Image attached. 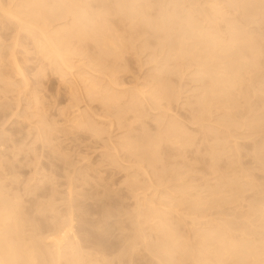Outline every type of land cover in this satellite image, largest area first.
Returning <instances> with one entry per match:
<instances>
[{
	"label": "rangeland",
	"instance_id": "rangeland-1",
	"mask_svg": "<svg viewBox=\"0 0 264 264\" xmlns=\"http://www.w3.org/2000/svg\"><path fill=\"white\" fill-rule=\"evenodd\" d=\"M0 1L6 10L19 2ZM124 1L44 0L36 9L45 25L35 12L38 21L15 16L28 24L34 17L30 29L0 12V201L19 215L24 249L35 252L25 256L36 264H157L156 222L180 221V230L170 226L182 237L207 224L193 230L184 219L197 195L206 198V220L195 214L201 207L191 208L200 222L214 218L226 225L211 229L231 226L264 244V0ZM51 38L62 62L48 49ZM212 38L228 51L215 50ZM243 40L259 52L249 57L242 48L248 59L238 62ZM219 72L237 74L228 92L210 88L213 78L224 81ZM225 184L243 186L245 199L230 201ZM223 186L215 195L226 196L209 197ZM66 220L72 232L57 257L50 241Z\"/></svg>",
	"mask_w": 264,
	"mask_h": 264
},
{
	"label": "bare ground",
	"instance_id": "bare-ground-1",
	"mask_svg": "<svg viewBox=\"0 0 264 264\" xmlns=\"http://www.w3.org/2000/svg\"><path fill=\"white\" fill-rule=\"evenodd\" d=\"M9 1V0H8ZM12 1H14V0H12ZM44 0H19V2L17 1V4L16 3H14V4H16L15 6H14V8L12 7V9L11 8H7V10L6 9H4V6L5 5H3V7L1 6V1H0V12H1V14H3V15H5V17L6 16H9V17H11L10 18V20H14V22H15V25H17L18 24V26H19V28H21V27H25V29H27L30 25L31 26H33L32 24H33V21H34V17H36V15H35V13L37 14V17H39L40 18V16H41V18L43 19H39L41 22H42V24H41V26L42 25H45V14L43 15V13H42V11H40V10H43V7H44V5H43V2ZM57 1V0H56ZM124 1V0H123ZM123 1L121 0V2H119L118 4L120 5L121 3H123ZM53 2H55V1H53ZM58 2H59V4H61L60 2H61V0H58ZM232 2H235V1H232ZM11 3V2H10ZM56 3V2H55ZM127 4V2H125L124 1V3L123 4ZM39 4V6H41V9L38 11L36 8H37V6L36 5H38ZM56 4H58V3H56ZM55 4V5H56ZM123 4H121V5H123ZM136 4V3H135ZM231 4H233V3H231ZM7 5H10L9 4V2H8V4ZM11 5H12V3H11ZM10 5V6H11ZM131 5V4H130ZM233 5H235V4H233ZM33 8H32V7ZM36 6V7H35ZM39 6H38V8H39ZM125 6V5H124ZM25 7H27V8H25ZM28 7H29V10H30V8H32V10L29 12V10H28V12H26L25 10V12L22 10H20V8H23V9H28ZM56 8H60V7H57V6H55ZM119 7V6H118ZM130 7V6H129ZM121 8V7H120ZM124 8H127V6H125ZM131 8V7H130ZM10 9H11V11H10ZM14 9V10H13ZM15 9H16V11H15ZM53 9H54V7H53ZM52 9V11L54 12L55 10H53ZM57 9V10H58ZM135 9V8H134ZM213 9V8H212ZM17 10H19V11H17ZM122 10H124V9H122ZM132 10V9H131ZM50 11V12H49ZM121 11V10H120ZM134 11V10H133ZM137 11V10H136ZM33 12H35V13H33ZM48 12L49 13H51V10H48L47 11V14H48ZM51 13L50 15H54V13L55 12H57V11H55L54 13ZM117 12H119V11H117ZM121 12H123V11H121ZM124 12H126L127 13V11H126V9L124 10ZM123 12V13H124ZM131 12V11H130ZM31 13H33L32 15H35L34 17H33V19L32 20H28V22L29 23H31L32 22V24H28V23H26L27 21H24L23 19V21L21 20V19H18L19 17H20V15L21 16H23V15H25L24 17H29V18H31ZM120 13V12H119ZM122 13V14H123ZM128 13H129V10H128ZM127 13V14H128ZM132 13V12H131ZM17 14H20L19 15V17H18V15ZM125 14V13H124ZM123 14V15H124ZM133 14H135V12L133 13ZM2 15V16H3ZM43 15V16H42ZM49 15V14H48ZM47 15V16H48ZM135 15H137V14H135ZM18 17V18H16V17ZM46 16V20H48V17ZM15 17V18H14ZM37 17H36V20H37ZM127 17H130V15H128V16H126V17H124V18H127ZM21 18V17H20ZM120 18V17H119ZM162 19V18H161ZM12 20V21H13ZM79 20H80V18H79ZM91 20V19H90ZM122 20V19H121ZM131 20V19H130ZM149 20V19H148ZM163 21H164V19H162ZM38 21V20H37ZM77 21V20H76ZM89 21V20H88ZM124 21V20H123ZM144 21V20H143ZM43 22H44V24H43ZM78 22V21H77ZM82 22V21H81ZM131 22V21H130ZM151 22L152 21H150V24H151ZM80 23V22H79ZM83 23V22H82ZM85 23V22H84ZM88 23V22H87ZM146 23H147V21H146ZM91 24H93L92 23V21H91ZM29 25V26H28ZM76 25V24H75ZM75 25H72V29H73V27H75ZM78 25H80V24H78ZM101 26H102V24H100ZM99 25V26H100ZM100 26V27H101ZM192 26V25H191ZM76 27H78V26H76ZM85 27V26H84ZM193 27V26H192ZM195 27H197V26H195ZM194 27V28H195ZM38 28V27H37ZM70 28V29H71ZM164 28V27H163ZM194 28H192L193 30H194ZM231 28V27H230ZM28 29H30V28H28ZM72 29L70 30V31H72ZM76 29V28H75ZM78 29V28H77ZM81 29H82V27H81ZM164 29H166V28H164ZM195 30H197V29H195ZM232 31H233V29H231ZM69 31V32H70ZM74 31V30H73ZM77 31V30H76ZM78 31H79V29H78ZM77 31V33H79ZM229 31V30H228ZM68 32V33H69ZM209 33V35L210 34H212V33H210V32H208V31H205L204 33L207 35V33ZM231 32V31H230ZM71 33V32H70ZM75 33V32H74ZM93 33H94V31H93ZM234 34H235V32H233ZM241 34V33H240ZM79 35H80V33H79ZM229 35H230V33H229ZM228 35V36H229ZM235 35H237V34H235ZM239 35V34H238ZM41 36H42V34H41ZM198 36H199V34H198ZM211 36V35H210ZM218 36V35H217ZM217 36H215V34L213 35V37H217ZM199 37H201V36H199ZM207 38H209L208 36H206ZM212 37V36H211ZM229 37H231V36H229ZM238 37H241V36H238ZM97 38V37H96ZM99 38H101L100 36H99ZM103 38V37H102ZM220 38H221V36H220ZM228 38V37H227ZM232 38H233V36H232ZM60 39V38H59ZM94 39V38H93ZM212 39H214V38H212ZM215 39H217V38H215ZM214 39V41H216V46H217V48H215L216 46H214V49L216 50V49H218L219 48V46H222L221 48H219L218 50H220V49H222V50H220V51H224V50H226L225 52H227L228 50L227 49H225V46H224V42L223 41H221V39H219V41H217V40H215ZM222 39H224V37L222 38ZM236 39H238L237 37H235L234 38V40H232V41H234L235 42V44H236V42H238V40H236ZM46 40V39H45ZM96 39H94V41H95ZM98 40V39H97ZM96 40V41H97ZM100 40V39H99ZM102 40V39H101ZM100 40V43L101 42H103V41H101ZM104 40V39H103ZM209 40H211V39H209ZM224 40H226V39H224ZM229 40V41H228ZM47 41V40H46ZM51 41L53 42V40H52V38H51ZM55 42H56V40H54ZM61 41V40H60ZM106 41H109V40H106ZM204 41V40H203ZM205 41H206V39H205ZM214 41L212 40V41H210V42H212L213 43V45H214ZM227 41L234 47V45L232 44V41H230V38L229 39H227ZM45 42V41H44ZM50 42V41H49ZM52 42H50L51 44H53V45H50L51 46V48H50V46H49V50H51L52 51V53L54 52V55H57V56H59L58 54H59V51H58V49H56V51H53V49H52V47L54 46V42L52 43ZM58 42H59V40H58ZM98 42V41H97ZM210 42H204L206 45L205 46H208V47H205V48H209V46H210V44H212V43H210ZM233 42V43H234ZM243 42H244V44H243ZM94 43H96V42H94ZM203 43V44H204ZM208 43V44H207ZM218 43H222V45L220 44V45H218ZM247 43H249V45L247 44ZM56 44V43H55ZM102 44V43H101ZM107 44V43H106ZM110 44H112L111 42H110ZM239 44H243V46L245 45L246 47H241V50H242V48L243 49H246L247 47H249V49H251L252 47H253V45H252V47H250L251 46V42L249 41V42H247L246 40H243L241 43H239ZM212 45V46H213ZM112 46H113V44H112ZM238 46H242V45H238ZM236 47V48H239V47ZM255 46V45H254ZM212 48V47H211ZM256 48V47H255ZM54 49H55V47H54ZM106 49V48H105ZM207 50V49H206ZM213 50V49H212ZM212 50H210L211 52H212ZM234 50H235V48H234ZM252 50H254V51H258L257 49H252ZM252 50H248V48H247V51H248V56L250 57V56H252V54H250V53H252L251 51ZM106 51H107V49H106ZM209 51V52H210ZM244 51H246V50H244ZM57 52V54H55ZM208 52V53H209ZM211 52H210V54H206V55H212L211 54ZM236 52H237V54H238V52H239V55H237V56H239V58L241 57V56H243V54H241V53H244L243 52V50L242 51H240V50H236ZM259 52V51H258ZM258 52H256V53H254V54H258ZM241 54V55H240ZM247 54L245 53V56H246ZM61 56V55H60ZM57 57L60 61H61V57ZM247 56V57H248ZM196 57H197V55H196ZM210 57V56H209ZM213 56H211L210 58H212ZM234 57V56H233ZM244 57V56H243ZM61 58V59H60ZM200 58H202V57H200ZM205 58H207V57H205ZM239 58H236L237 60H239ZM57 59V60H58ZM198 59V58H197ZM208 59V58H207ZM241 60H239L238 62H242V61H246L245 59H248V58H245L244 57V59L243 58H240ZM63 60V59H62ZM199 61L201 60V59H198ZM237 60H236V62H237ZM232 61L233 60H231V63H232ZM252 61V60H251ZM62 62V61H61ZM253 62H255L254 60L252 61V63ZM206 63H207V61H206ZM205 63V64H206ZM256 63V62H255ZM235 63H232V66L234 65ZM251 64V63H250ZM249 64V65H250ZM211 65H214V64H211ZM231 65V64H230ZM238 65H239V63H238ZM252 66H253V64H251ZM240 66V65H239ZM247 66H248V64H247ZM203 67H208V66H206V65H204ZM233 68V67H232ZM236 68H239V67H236ZM210 69H212V68H210ZM231 69V68H230ZM211 71H213V69L211 70ZM218 71V70H217ZM217 71H215V72H217ZM237 71H238V69H237ZM235 69H234V72H237ZM165 73V72H164ZM209 73V72H208ZM226 73V72H225ZM218 74H220V72L218 73ZM222 74V73H221ZM220 74V75H221ZM235 74V73H234ZM208 75H210V74H208ZM224 75L225 74H222L221 75V77H223V79L224 78H228L227 76L226 77H224ZM226 75H228L227 73H226ZM236 75L237 74H235V75H233V76H235L236 77ZM235 77H233V78H231V79H233L234 80V78ZM210 78H213V77H210ZM217 78V79H216ZM216 78H213L215 81V83H216V85H214L213 84V82H211L212 84L211 85H213L214 87H210V88H214L215 89V86H227L226 88L225 87H222V89L223 90H225V91H227L228 89H231V88H233L232 86H234L233 85V80H231V79H224V81L223 80H220L219 79V77H216ZM230 78V77H229ZM212 79V80H213ZM219 80V81H218ZM230 80H231V82H230ZM220 81H222L221 82V84H219L220 83ZM232 84V85H231ZM216 87V88H217ZM229 87V88H228ZM225 88V89H224ZM167 89V88H166ZM165 89V90H166ZM214 89H213V91H214ZM212 91V90H211ZM228 92V91H227ZM138 93H140V92H138ZM142 93V92H141ZM131 94H134V92L133 93H131ZM153 94V93H152ZM155 94V93H154ZM139 95V94H138ZM141 95H143V94H140V96ZM158 95H160V94H158ZM132 96H135V95H132ZM156 96V95H155ZM151 97V96H150ZM157 97V96H156ZM158 97H160V96H158ZM154 98L155 97H153V100H154ZM158 100V99H157ZM157 100H155V101H157ZM131 104V103H130ZM172 128H174V129H176L174 126H171V129H170V131H172L173 129ZM168 129V128H167ZM177 131H178V129H176ZM177 133V132H176ZM179 134V133H178ZM151 143V142H150ZM149 143V144H150ZM148 144V145H149ZM155 144V143H154ZM145 145H143V147H144ZM155 146V145H154ZM154 146H152V147H154ZM129 147V146H128ZM132 147V146H131ZM142 147V148H143ZM138 148H139V146H138ZM148 148V147H147ZM157 148V147H156ZM131 149V148H130ZM132 150V149H131ZM134 150L135 149H133L132 150V152H134ZM145 150V149H144ZM150 150H153V148L152 149H150ZM149 150V151H150ZM141 151H143V150H141ZM154 151V150H153ZM140 152V151H139ZM152 153V152H151ZM142 154V153H141ZM148 151H147V153H146V156L148 157V158H151V156H148ZM140 155V154H139ZM142 156V155H141ZM144 157V156H143ZM238 180V179H237ZM239 181V180H238ZM238 181H237V183H238ZM232 182H235V183H233L234 185H236L237 183H236V180L235 181H232ZM228 183H230L231 185H233L231 182H228ZM226 186H225V188L228 186L227 184H225ZM230 185V186H231ZM230 186H228V187H230ZM241 185H237L236 187H240ZM243 186H241L240 188H235V189H237V190H235V189H233V188H226V190L224 189V186L223 187H221L220 189H218V190H215L214 192H213V194H212V192L211 193H209L208 195H209V197L210 196H217V195H219V194H217V195H215L216 193H217V191L219 192V190L221 191V193H223V191L225 190V192H229L228 193V195L229 196H226L225 194H220L222 197L225 195L227 198H230V201H232V199L231 198H233V197H235V196H239V193L240 192H242L241 190H243V188H242ZM217 188V187H216ZM215 188V189H216ZM242 188V189H241ZM222 189H224V190H222ZM230 189V190H229ZM239 189H241L240 191H239ZM230 192L231 193H236V195L233 193V194H230ZM243 193V192H242ZM242 193H240V195L242 194ZM230 195H231V197H230ZM234 195V196H233ZM243 195V194H242ZM242 195L240 196V198L237 196V197H235V198H233V200H236V198L237 199H241V198H243L242 197ZM2 197V196H1ZM198 197H200V198H203V197H201L200 195L198 196H196L195 198H196V202L194 201V202H192V201H188V203H190V205L191 204H193V208H196L197 206H199V207H201V206H204V205H206V202H202V201H206V200H204V199H206V198H204L202 201H201V199L199 198V199H197ZM205 197H208V196H205ZM3 198V197H2ZM16 199V198H15ZM219 199H221V198H219ZM243 199H245V198H243ZM5 200V199H4ZM13 200H14V198H13ZM217 200V198L214 200V201H216ZM224 200V199H223ZM222 200V201H223ZM3 199H1V201H0V205H2L1 207H0V209L1 208H3L4 207V209L5 208H8L7 206L9 205V203H7L8 205H6V206H4L3 205V203L5 204V202L3 201ZM184 201L185 200H181V202H179L178 204H177V207H178V205L180 204L181 206H183V204H184ZM219 201H221V200H219ZM226 201V200H225ZM236 201H238L239 202V200H236ZM236 201H234V202H236ZM240 201H242V200H240ZM8 202V201H7ZM149 202H151V201H149ZM147 203L148 204V206H150L149 204L150 203ZM208 202V201H207ZM13 203V202H12ZM182 203V204H181ZM218 202H214V204L216 205ZM152 204V203H151ZM13 205H16L15 203H13ZM210 205V204H209ZM10 206V205H9ZM17 206V205H16ZM153 206V205H152ZM254 206V205H253ZM14 207V206H13ZM13 207H10L11 209L13 208ZM176 207V208H177ZM191 207V208H192ZM237 207H238V205H237ZM236 206H235V208H237ZM10 208L8 209V210H0V264H34L37 260H34L36 257H35V255H33V257L32 256H29L30 257V259L29 260H27V258H29L28 256H25V255H27V254H25V253H27V252H24V251H26V250H28V249H24L25 248V242H23V239H24V234H22V236H21V233H24V232H21L22 230H23V228H22V230L20 229L21 228V223H20V219L18 218L19 217V215H17L18 213L17 212H15V213H17V214H15V215H17V216H14V212H12V210H10ZM18 207H16V209H17ZM150 208V207H149ZM152 208V207H151ZM149 209V211L150 212H152V213H154L153 214V217H155L154 215H156V216H160V215H158V212H156V211H159V210H154V209ZM179 208V207H178ZM188 208V207H187ZM191 208H189L190 210H188V209H186V211L187 212H190L189 214H187V215H185V216H187V217H184V215H183V217H184V219L186 218V219H189L190 220V222L192 223V225H190L189 224V226H190V228H194V227H191V226H199V224L201 223L202 225H205V223H207L206 225H208V224H210V225H208V226H204L203 228H201V229H198L197 227H195L194 229H196L195 231H192L191 230V233L193 232V235L189 232L188 234L190 235H192V237H190V236H183L182 237V235L181 234H178V232H180V231H177V229H178V227H177V225L180 223V221H179V223L177 222V225L175 224L176 222H174V224H172V222L171 221H166V222H168V223H171L172 225H176V227H177V229H176V227L174 226V227H172V226H170L171 224H169V225H166L167 227L165 228L164 227V225L162 226V225H160L161 223L158 221V222H156V224L153 226L154 228L156 227V225L158 226V227H156L154 230L155 231H152V232H156V234L159 236V237H156L155 238V245H156V250L158 251V253H161L162 255H164L165 256V259H161V256L160 257H158V255H161V254H158V253H156L155 251V253L156 254H153L154 252L153 251H150V250H148L147 248H148V246L147 245H145V246H147V248H144L146 251L148 250L149 252H147L149 255L150 254H153V255H150V257L151 258H153V260H156V263L157 264H183V262H181V261H183L182 260V258L181 259H178L179 257L178 256H176V254L177 253H179L180 254V256H185V257H183L184 258V261H187L186 263L188 264V262H191V264H264V244L261 242V241H259V240H261V238H259L258 239V237H256L255 239H253L252 238V236H251V238H249L250 236H249V234H247V233H244L243 231H240V229L238 230V231H236V232H241V234L240 233H237V234H240V236H235V231L234 230H230L229 231V229H227V228H231V226H227V228H226V226H224V225H226L224 222H221L222 224H224V225H222V227L224 226L225 228H223V229H225L224 230V232L223 231H220V230H218V229H216L217 231H215V228H221V226H217V227H215V224L216 223H218L217 225H221V223L219 224V222L216 220V222L215 221H213L214 220V218H211V219H213L212 221L214 222V223H212V221H210V223H208V220H207V222L206 221H203V222H200L201 221V218H203V217H201L200 215L198 216L200 219H198L197 218V216H195V215H193V212H195V211H193V209H191ZM203 207H201L200 209H198V208H196V211H197V209L198 210H200V211H197V212H195V214L196 215H198V212H199V214H204L203 216H205V213L206 212H203V211H201V209H202ZM240 208V207H239ZM238 208V209H239ZM247 208H248V210H249V206H247ZM246 208V209H247ZM18 211V210H17ZM163 211V210H162ZM169 211V210H168ZM176 211H179V212H177L178 214H180L181 213V210L179 209V210H174L173 211V213H176ZM186 211L184 212H182L183 214L184 213H186ZM205 211V210H204ZM231 211V210H230ZM239 211V210H238ZM12 212V213H11ZM166 212H167V210H166ZM241 212V211H240ZM248 212V211H247ZM152 213H151V215H152ZM157 213V214H156ZM164 214H165V212H163ZM172 213V212H171ZM176 213V214H177ZM161 215H164V214H162V212L160 213ZM166 215V214H165ZM181 215V214H180ZM228 215V214H227ZM226 215V216H227ZM242 215H244V213H242ZM241 215V216H242ZM24 217H25V215H23ZM190 216H192V217H190ZM196 218H195V217ZM228 216H230V215H228ZM232 216V215H231ZM15 217L16 218H18L19 220L17 221V219H15ZM23 217V218H24ZM178 217H180V216H178ZM206 217H207V215L205 216V220H206ZM243 217V216H242ZM243 218H245V216L243 217ZM159 219V218H158ZM181 219V218H180ZM25 220V219H24ZM164 220V219H163ZM182 220V219H181ZM200 220V221H199ZM22 221V220H21ZM27 221V220H26ZM67 221V223H68V220H66ZM10 222V223H9ZM196 222V223H195ZM198 222H199V224H198ZM228 222V221H227ZM67 223H65V224H67ZM158 223H160V224H158ZM168 223H166V224H168ZM196 225H195V224ZM65 224L63 223V225L65 226ZM211 224H212V226H213V224H214V229L212 228H210V226H211ZM230 224H232V222L230 223ZM229 223H227V225H230ZM69 225H71V222L69 221V223H68V225H66L65 227L64 226H62V224H61V228L59 227H57L58 229H56V230H53V235L55 236L54 238L53 237H51V241H50V243L53 245V247L55 248V250H53V252L55 251V252H57L56 254H57V257H58V255H59V252H60V250H61V248H62V245H63V243H65V241L67 240V235H68V233L70 232H72V230H71V228H72V226H71V228H70V226ZM152 227V228H153ZM161 227H164V228H161ZM208 227V228H207ZM180 229H181V227H179ZM219 228V229H220ZM234 229H235V227H233ZM180 229H178V230H180ZM193 229V230H194ZM227 229V230H226ZM237 229H238V227H237ZM71 230V231H70ZM153 230V229H152ZM190 230V229H189ZM214 230V231H213ZM250 230V229H249ZM177 231V232H176ZM226 231V232H225ZM231 231H233V232H231ZM246 231V230H245ZM21 232V233H20ZM235 232V233H234ZM243 232V233H242ZM246 232H249V231H246ZM187 234V233H186ZM236 234V235H237ZM256 234V233H255ZM52 235V236H53ZM181 236V237H179V236ZM69 236V235H68ZM249 236V237H248ZM259 236V235H258ZM23 237V238H22ZM46 238H49V237H46ZM144 238V237H143ZM151 238V237H150ZM181 238H185L184 239V241L182 240V241H179V240H181ZM145 239V238H144ZM151 239H153V238H151ZM150 239V240H151ZM256 239H258L257 241H256ZM146 240V239H145ZM264 240V239H263ZM262 240V241H263ZM25 241H26V239H25ZM27 243V242H26ZM70 243H72V242H70ZM142 243V242H141ZM146 243H148V242H146ZM150 243V242H149ZM48 245V244H47ZM64 245H67V244H64ZM63 245V246H64ZM70 245V244H69ZM68 246V245H67ZM66 246V247H67ZM144 246V247H145ZM28 247H30V246H28ZM48 247V246H47ZM66 247H63V250H66V249H64V248H66ZM69 247H75V246H73V244H71V246H69ZM68 247V248H69ZM32 248V246L30 247V249ZM71 248H69V249H71ZM142 248V247H141ZM151 248V250H155V249H152V248H155V247H150ZM29 249V250H30ZM37 249V248H36ZM36 249H35V251H36ZM69 249H67V250H69ZM76 250V247L75 248H73L72 249V251H74L75 252V250ZM28 250V251H29ZM69 251H71V250H69ZM144 251V250H143ZM30 252V251H29ZM29 252H28V255H29ZM35 253L34 251H32V249H31V254H33V253ZM55 252H54V254H55ZM151 252H153V253H151ZM175 252V253H174ZM177 252V253H176ZM37 253V252H36ZM41 253V252H40ZM137 253V252H136ZM73 254V253H72ZM174 254V255H173ZM74 255H75V253H74ZM135 255V254H134ZM40 256V255H39ZM44 256V255H43ZM56 256V255H55ZM130 256V255H129ZM140 256V255H139ZM153 256V257H152ZM187 256V257H186ZM31 257L32 258H34V259H31ZM38 257V256H37ZM56 257V259H58ZM126 257H127V255H126ZM125 257V258H126ZM141 257H144V256H141ZM174 257H176V260H175V258ZM178 257V258H177ZM75 258V259H74ZM78 257L77 256H74L73 257V259H74V261L75 260H77L78 261V259H77ZM140 258V257H139ZM186 258H188V260H185ZM26 259V260H25ZM38 259V258H37ZM40 260H41V258H39ZM146 259V258H145ZM42 260H43V258H42ZM41 260V261H42ZM140 260H142V259H140ZM177 261L178 260V262H173V261ZM32 261V262H31ZM34 261V262H33ZM127 261V260H126ZM151 261V260H150ZM130 262V261H129ZM132 262V261H131ZM152 263H153V261H151ZM38 263V262H37ZM41 263V262H40ZM43 263H44V261H43ZM46 263V262H45ZM151 263V264H152ZM185 263V264H186ZM36 264V263H35ZM190 264V263H189Z\"/></svg>",
	"mask_w": 264,
	"mask_h": 264
}]
</instances>
